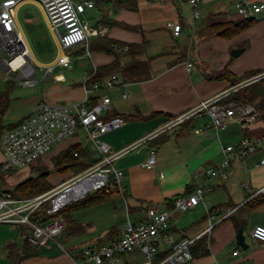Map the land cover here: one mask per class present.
<instances>
[{"label":"crops","instance_id":"obj_1","mask_svg":"<svg viewBox=\"0 0 264 264\" xmlns=\"http://www.w3.org/2000/svg\"><path fill=\"white\" fill-rule=\"evenodd\" d=\"M237 1L239 0H201L197 5L199 11L197 18L192 17L191 7L183 0H167L163 3L137 0L135 10L111 6L107 8L109 18L135 25L138 27L136 31L119 26L97 25L103 10L95 4L91 9H96L99 16L96 23L93 26L88 24L89 26L104 27L103 34L109 37L125 42H144L147 46L145 53L139 58L149 60L151 77L143 81L124 82L120 75L116 74L118 79L109 88H94L87 83L96 67L113 60L112 55L102 51L74 54L80 46L77 45L73 47V53L71 50L66 52L71 58L68 67L73 64V75L67 76L61 70L53 72L55 67L59 69L68 67L55 64L61 52L59 46L53 56L48 55L44 47L48 39L55 40L56 43L57 41L42 8L35 1H23L15 6L13 15L16 27L28 46L36 69L33 77L37 82L28 86L21 85L17 80L6 77L0 68V76H3L0 90L5 87L7 81L13 79L3 123L8 124L6 118H12L11 123L23 118L40 101L51 105L85 101L90 105L93 98H96L97 102L106 95L110 98V108L104 110L100 118L105 120L119 115L124 117L125 123L115 130L99 135V138L106 142L113 152L128 147L113 161V165L124 172L121 179L123 191H113L109 200L73 211L71 217L78 223L79 228L64 240L66 244L62 243L60 246L47 241L38 245L35 256L23 259L20 264H71L64 249L77 256L82 248L100 244L101 239L116 238L121 234L126 222L137 224L144 221L146 210L151 206L164 208L170 212L169 232L176 238L201 233L213 224V220L218 216L210 233L211 243L208 252L194 255L187 264H264V244L257 241L251 248L247 245L249 250L246 254H241L240 251L237 256L231 254V251L237 248L235 246L237 230L231 220H222L223 218L219 220L221 216L212 214L206 217L208 224L189 231L176 227L178 223L173 216L175 211L179 210L173 205L175 198L204 181V176H195L196 171L220 164L222 145L233 143L244 135L253 139L264 138V123L258 117L251 118L248 130L243 131L236 120L215 128L210 125L207 114L192 115L184 121L182 130L176 125L166 129L168 132L164 133L163 130L153 137L160 136L154 141L155 146H153L156 156L154 168L141 166V162L148 156V149L152 147L149 145L150 140L138 147H130L176 116L193 109L201 101L218 95L225 97L239 87L264 78V9L251 25L235 34L224 35L211 28L212 24L230 23L242 19L236 12ZM246 1L264 4V0ZM28 4L37 7L36 13H32L26 7ZM22 8V17H20ZM160 19H164V27L157 26ZM167 21L181 24L182 32L179 36L173 35L172 29L166 26ZM148 35L150 38L147 37ZM95 36L97 35H91L88 39ZM188 37L190 41L187 40ZM151 38L163 39L160 40L161 45L153 52L148 50ZM234 49H241L236 56L231 54ZM187 61L192 63V68L189 70L185 66ZM50 65L54 66L51 71H47L46 68ZM224 68L237 77L252 70L259 72L236 84H231L229 79L217 76ZM55 76L58 79H55ZM15 85H18L17 89ZM123 94L126 96L123 97ZM177 126L179 129L174 130ZM161 138L165 139L160 142ZM70 145H77L83 151V160L88 167L100 157L97 145L89 138L83 127H79L72 136L54 145L57 151L52 156ZM144 146L147 150L142 151ZM262 150L264 145L261 144L250 156L236 159L228 171L227 178L216 181L217 186L222 185L227 188L228 179L231 181L232 178L239 179L242 170L246 171L250 161L257 166L264 156H260L257 160L256 154ZM67 173L70 176L77 174ZM247 177H249V180L245 181L247 188L230 197L229 204L235 205L234 209L239 208V210L249 207L245 213V228L249 227L250 236L254 225L264 226V202L250 208V205L255 203L254 194L264 186V170L261 174L253 176L249 174ZM207 183L210 184L211 181ZM110 232L111 235L107 236ZM250 240H252L251 236ZM12 242L21 244L16 224L0 222V264H9L6 246Z\"/></svg>","mask_w":264,"mask_h":264},{"label":"built area","instance_id":"obj_2","mask_svg":"<svg viewBox=\"0 0 264 264\" xmlns=\"http://www.w3.org/2000/svg\"><path fill=\"white\" fill-rule=\"evenodd\" d=\"M23 1H35L42 8L49 27L61 50L55 64L68 67L71 58L66 53L71 48L87 42L91 35H102L104 27L94 28L84 23L80 15L87 8H93L96 0H0V67L6 77L17 80L21 85H33L37 82L33 75L36 72L31 60L28 46L23 35L16 27L13 15L15 6ZM163 3L167 0H147ZM191 7L193 18H197V5L201 0H183ZM237 14L242 19L258 18L264 9L260 2L239 0L235 2ZM166 26L172 29L174 36L182 32L180 23L167 21ZM126 50V47H124ZM86 53L89 52L87 49ZM22 59L12 64L17 58ZM54 65L47 66L51 71ZM186 69L192 68L187 61ZM55 79H58L55 76ZM115 73L110 74L102 83H93L92 87H112L117 81ZM126 94H123L125 97ZM223 96H215L201 101L199 105L176 116L157 131L151 132L137 140L130 147L151 140L158 132L172 128L192 115L205 113L210 118V125L220 127L231 120H236L243 131H247L249 121L258 117V111L253 104L223 102ZM110 108V98L103 95L93 104L72 102L51 105L40 101L34 109L19 122L5 127L0 136V152L5 160L0 162V169L7 171L20 169L34 164L41 159L54 145L72 136L79 127L86 129L100 152L99 159L80 173L54 185L51 189L28 198H14L9 193L0 190V222L10 224H26L30 227L27 235L28 243L35 247L47 241L61 246L56 240L65 228L64 220L57 216L40 224L30 219V215L47 205L46 211L54 213L71 201L82 198L88 193L103 189L106 191H123L121 179L124 172L115 167L113 161L127 148L113 152L110 146L99 138V135L115 130L125 123L122 116L101 119L104 110ZM264 145L263 139H253L248 135L239 140L221 146L222 160L219 165H210L196 171L195 176H204V181L187 193L176 197L173 205L182 211L203 204L208 210L209 202L205 199L208 192L214 190L218 180H225L232 163L236 159H244L253 154L257 147ZM264 164L261 158L257 165ZM144 168L156 166L154 147L148 149L147 158L141 162ZM211 181L210 184L207 181ZM247 188V183H243ZM264 193V186L256 194ZM227 210L219 220L224 218ZM209 216H212L209 215ZM170 212L164 208L148 207L144 221L133 224L126 222L121 234L108 242L86 246L79 252L77 258L64 249L71 264H187L192 260L191 246L202 234L210 236L214 224L194 236L182 235L176 238L169 232ZM253 240L264 244V226L254 225L250 231ZM233 256L239 255V249L231 251Z\"/></svg>","mask_w":264,"mask_h":264},{"label":"trees","instance_id":"obj_3","mask_svg":"<svg viewBox=\"0 0 264 264\" xmlns=\"http://www.w3.org/2000/svg\"><path fill=\"white\" fill-rule=\"evenodd\" d=\"M95 4L100 10H103L102 16L97 21V25H106L108 27L119 26L128 30H138V27H136L135 25L117 21L107 16V8L110 6L135 10L137 8V0H97ZM255 20L256 18H251L239 19L230 23H216L212 24L211 28H213L215 32L220 31L221 34L231 35L248 27ZM79 45V48L74 52V54H83L88 49L89 51H102L113 56V60L110 63L100 65L95 68L87 83L90 86H92L93 83H101L103 79H105L112 73L119 74L124 82L143 81L151 77L149 60L139 58V56L145 53L147 48L144 42H125L102 34L90 38L87 42H82ZM124 47H126V50H124ZM71 52L73 53V50H71ZM258 72L259 71L257 70H252L248 71L242 76L237 77L233 73L229 72L226 68H224L219 72L217 76L221 78H227L229 79L231 84H236L241 80L250 77ZM12 81L13 79L11 81H7L5 87L0 90V136L2 130L5 127L11 126L22 119L20 118L14 123H3V115L10 100ZM222 101L253 104L258 111L259 120L264 123V78H260L254 82H250L230 92L228 95L223 97ZM95 102L96 98H93L91 100V104ZM154 114L158 115L159 113ZM187 119H185L184 121H186ZM184 121L178 124L181 130L184 128ZM167 130H165L164 133L168 132ZM159 137L150 140L149 145L155 146L154 141ZM164 139L165 138H161L160 142H162ZM83 157L84 153L77 145H70L66 149L52 156L51 163L54 170L59 173H78L88 167L87 163L83 160ZM31 167L32 168L30 172L34 173V175H30L27 178L16 183L15 185L9 187H4V177L6 173L11 172L12 169L7 171H2L0 169V190L9 193L14 198H28L49 190L54 186L48 180L49 171L46 166L35 167L33 166V164H31ZM112 194L113 191L100 189L92 193H88L80 199L67 203L54 213H48L46 211L47 205L44 204L39 210L30 215V219L34 223L40 224L54 217H61L66 225L64 230L60 233L59 238H56V240L60 244H62L61 241L66 240V238L70 237V235H72L73 232L77 231L79 228L78 223L73 221L71 217L72 212L89 205L109 200ZM253 198V201L255 203L250 205V208L260 205L264 202V193H258ZM234 208L235 205H230L229 203L211 206L206 211L205 218L211 214L219 215L220 217L227 210H230L231 212L228 213L222 220H231L236 230L239 228H242V230H244L246 223L245 213L247 212L249 207L245 209L242 208L240 210L239 208ZM16 227L18 236L21 240V244L18 245L14 242L7 244L6 249L9 264H20L23 259L35 256L38 252V246L33 247L27 241V235L30 231V227L26 224H16ZM110 235L111 232L107 234V236ZM109 239L112 240L114 238L112 237L111 239V237H109ZM109 239H101L100 243L107 242ZM210 241L211 235L208 236L207 233L202 234L198 239L195 240V242L191 246L192 256L198 254H206L208 252ZM76 257L79 258L80 255L78 254Z\"/></svg>","mask_w":264,"mask_h":264},{"label":"rangeland","instance_id":"obj_4","mask_svg":"<svg viewBox=\"0 0 264 264\" xmlns=\"http://www.w3.org/2000/svg\"><path fill=\"white\" fill-rule=\"evenodd\" d=\"M26 7L29 8V10L32 13H36L37 7L35 5L28 4ZM21 11H23V8L20 10V17H22ZM98 16H99V12L96 9L87 8L84 11V13L82 15H80V18L84 23H88L89 25L93 26L96 23ZM164 23H165L164 19H162V20L160 19L157 22V24H158L157 26L158 27H164ZM147 37L150 38L149 35ZM160 40H161V38L160 39H157V38H151L150 39V45L148 48L149 52L155 51V49H157V47L159 45H161ZM187 40L190 41V38L188 37ZM161 41H163V39ZM172 43H174V41H172ZM44 47L47 49L48 55H52V56L59 49L55 40L52 41L50 39H48L46 41V44ZM75 47H77V46H75ZM70 50H73V48ZM0 68L2 70V67H0ZM59 70L64 71L67 76L73 75V64L71 67L64 68V69H59L58 67H55L53 72H57ZM1 84H3V76L2 75L0 76V86H1ZM15 86H16L15 89H17L18 85H15ZM5 121H7L8 123H11L12 118H6ZM56 148L57 147L54 146L53 149L48 151L41 159H39L36 163L33 164V166H35V167L46 166L48 168V171H49L48 179L52 183H58L62 179L70 176V174L67 172L66 173H59L56 170H54L52 163H51V158H52L51 156L57 151ZM260 156H264V150H262L256 154L257 160H259ZM4 160H5V157L0 152V162H2ZM29 168L31 170V168H32L31 165L20 168V169H15V170L12 169L11 172L6 173V175L4 177V187L13 186L16 183L20 182L21 180L27 178L28 176L34 175V173H31L29 171ZM262 170H264L263 165L255 166L254 162L252 163L250 161V163L247 165L246 171L242 170V173L240 174L239 179L236 180V179L232 178V181H231V179H228L227 188H225L222 185L216 186L212 192L208 193L205 196V199L208 200V202H209V206L211 207V206H215L217 204H228L230 197H234L240 191L245 190L243 188V183L246 180H249V177H247V176H249V174L252 176L261 174ZM205 215H206V211L203 208L202 204H200L198 207H196L194 209H188V210H184V211H182L180 209L176 210L175 213L173 214L174 219L176 220V223H178L176 225V227L185 228L189 231H194L200 227H203V225L208 224V222H206ZM217 219H218V216L215 217V219L213 220L212 223L215 224ZM203 222H205V223H203ZM243 234L245 237V243H247V245L250 246V248L253 247V245L255 244V240H253V239L250 240L249 227H246L244 229ZM59 235L56 236L57 239L59 238ZM61 243L66 244L65 241H61ZM210 243H211V241H210ZM235 246L239 249L241 254H246V252L249 250V247L246 249H243L242 247L238 246L236 244V242H235Z\"/></svg>","mask_w":264,"mask_h":264},{"label":"water","instance_id":"obj_5","mask_svg":"<svg viewBox=\"0 0 264 264\" xmlns=\"http://www.w3.org/2000/svg\"><path fill=\"white\" fill-rule=\"evenodd\" d=\"M240 50L241 49H234V50L231 51V54L233 56H236L237 53H239ZM176 129H179V126H177L174 130H176ZM145 150H147V147L146 146H144L142 148V151H145ZM235 242H236V244L238 246L242 247L243 249H246L247 248V243H245L244 234H243L242 228L237 229L236 235H235Z\"/></svg>","mask_w":264,"mask_h":264},{"label":"bare ground","instance_id":"obj_6","mask_svg":"<svg viewBox=\"0 0 264 264\" xmlns=\"http://www.w3.org/2000/svg\"><path fill=\"white\" fill-rule=\"evenodd\" d=\"M21 59H22V57H21V58L18 57L17 59H15V60L13 61L12 64L14 65L15 63L19 62Z\"/></svg>","mask_w":264,"mask_h":264}]
</instances>
